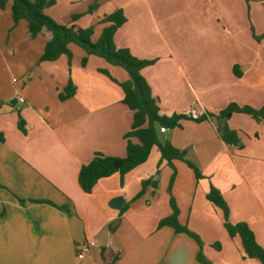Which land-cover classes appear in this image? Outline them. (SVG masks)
<instances>
[{
  "label": "crops",
  "instance_id": "1",
  "mask_svg": "<svg viewBox=\"0 0 264 264\" xmlns=\"http://www.w3.org/2000/svg\"><path fill=\"white\" fill-rule=\"evenodd\" d=\"M52 1L44 14L59 25L91 29L93 42L109 25L105 18L122 10L126 21L114 45L151 62L140 74L159 115L181 117L164 132L156 126L158 140L183 151L201 178L174 160L170 185L173 170L154 147L122 186L114 174L83 193L77 175L95 153L125 156L132 112L120 84L128 76L73 44L70 63L64 55L40 62L49 34L30 39L26 22H13L8 2L0 9V264H105L102 250L119 256L113 264H261L245 256L237 235H228L207 195L217 189L229 223H245L264 249V120L219 115L231 103L264 109V0ZM69 81L73 96L60 101ZM192 107L203 113L196 121L185 115ZM224 127L236 143L222 140ZM157 172V190L148 188L120 212ZM119 197L121 207L112 208ZM170 197L178 222L200 238L201 248L158 227L171 213ZM85 241L95 246L77 259L76 245Z\"/></svg>",
  "mask_w": 264,
  "mask_h": 264
},
{
  "label": "trees",
  "instance_id": "2",
  "mask_svg": "<svg viewBox=\"0 0 264 264\" xmlns=\"http://www.w3.org/2000/svg\"><path fill=\"white\" fill-rule=\"evenodd\" d=\"M8 2H10V12L13 22L17 23L20 20H24L27 24V33L30 39H34L38 34L44 32L49 34V39L46 41L43 53L39 59L40 62H54L64 55L67 57L68 63H70L72 53L68 45L73 44L82 49L86 56L99 57L109 65L123 69L128 76V79L120 84L123 92L122 103L132 112L130 131L124 135L125 156L112 157L95 153L89 163L81 166L78 172L77 183L80 190L85 194H90L99 180L109 178L114 174L119 175L120 185L122 186L124 176L146 162L154 147L159 151L161 160L166 161L167 165L173 170L169 181L171 185L175 176L173 161L180 160L186 162L184 159L185 153L173 147L170 142L161 144L158 140L155 127L172 129L178 126V121L181 117L166 118L159 115L156 101L151 96L150 90L140 74L141 69L150 65L151 62L139 60L131 56L126 49H118L114 45L113 36L126 21L122 10H117L105 18V22L109 25L102 30L98 39L93 42L91 40V29L59 25L44 14V9L53 4L52 0H0V9L4 10ZM94 8L92 6L88 11L92 12ZM85 62L86 58H83L82 65H85ZM233 71L235 75H239V70L235 67ZM73 93L74 88L71 81H69L66 88L58 95V99L64 101L72 97ZM234 113L247 114L255 120H264V109L255 110L247 106L239 107L234 103L229 104L219 115L222 119L226 120ZM18 127L21 128L20 123ZM221 138L227 144L237 142L235 133L229 131L227 127L222 129ZM3 141V133L0 132V143ZM186 164L194 172L195 178L200 179L201 174L198 169L189 162H186ZM158 183V172L154 176L143 180L140 191L129 203L123 206L120 212L126 211L129 204L141 198L148 188H151L155 192ZM0 188L3 187L0 186ZM207 198L212 205L221 210L224 218V228L228 235L230 237L237 235L240 238L245 256L250 259H257L261 264H264V249L256 243L254 235L248 226L245 223H237L235 225L229 223V209L222 199L220 192L210 187ZM19 202L23 203L24 201L19 200ZM30 202L48 204L64 213H70L67 206H58L47 200H31ZM169 204L171 213L159 222L158 227H170L175 233L185 234L201 248L202 243L200 238L178 222L179 211L175 201L171 197ZM101 258L105 264H113L119 256L111 253L108 254L102 250ZM197 259L201 262L199 254ZM201 263L205 264L204 262Z\"/></svg>",
  "mask_w": 264,
  "mask_h": 264
},
{
  "label": "built area",
  "instance_id": "3",
  "mask_svg": "<svg viewBox=\"0 0 264 264\" xmlns=\"http://www.w3.org/2000/svg\"><path fill=\"white\" fill-rule=\"evenodd\" d=\"M17 102L19 103H23L24 102V99L22 97H18L17 98ZM203 113L195 108V107H192L190 108L186 113L185 115L187 117H189L191 120H198L200 119L201 115ZM165 129L164 128H161L160 129V132H164ZM95 246V243L92 242V241H85V242H82V243H79L76 245V258L77 259H83L84 256L88 253V251L90 250L91 247Z\"/></svg>",
  "mask_w": 264,
  "mask_h": 264
},
{
  "label": "water",
  "instance_id": "4",
  "mask_svg": "<svg viewBox=\"0 0 264 264\" xmlns=\"http://www.w3.org/2000/svg\"><path fill=\"white\" fill-rule=\"evenodd\" d=\"M122 203H123V200L122 198L119 197V198L112 200V202L110 203V206L114 209H119Z\"/></svg>",
  "mask_w": 264,
  "mask_h": 264
},
{
  "label": "rangeland",
  "instance_id": "5",
  "mask_svg": "<svg viewBox=\"0 0 264 264\" xmlns=\"http://www.w3.org/2000/svg\"><path fill=\"white\" fill-rule=\"evenodd\" d=\"M184 45V44H183Z\"/></svg>",
  "mask_w": 264,
  "mask_h": 264
}]
</instances>
